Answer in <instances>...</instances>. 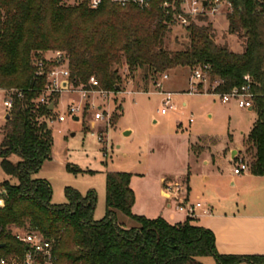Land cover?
<instances>
[{
	"label": "trees",
	"instance_id": "16d2710c",
	"mask_svg": "<svg viewBox=\"0 0 264 264\" xmlns=\"http://www.w3.org/2000/svg\"><path fill=\"white\" fill-rule=\"evenodd\" d=\"M162 2L154 0L142 11L108 2L94 10L88 0L75 6L63 0H0V90L24 94L23 100L13 94L0 142L3 169L19 179L18 185H0V258L24 251L13 231L25 229L54 241L55 264H201L198 259L205 257L213 258L214 264H264V256L220 254L214 233L193 225L191 219L172 225L162 217L134 214L130 173H107V212L101 221L94 220V191L83 197L68 188V203L57 206L52 204L51 184L33 179L53 148L52 131L43 121L53 111L34 103L53 66L45 61L49 51L66 55L70 83L85 90L117 93L124 64L130 72L144 69L154 85L167 71L202 68L211 80L208 94L230 93L249 76L257 121L246 146L253 158L252 173L264 175V0H230L228 32L245 40L242 53L217 41L209 18L187 28L189 43L183 49L170 50ZM40 61H45L44 76H37ZM92 78L97 86L90 84ZM14 154L20 157L16 166L9 161ZM117 212L138 226L124 228Z\"/></svg>",
	"mask_w": 264,
	"mask_h": 264
},
{
	"label": "rangeland",
	"instance_id": "374dc122",
	"mask_svg": "<svg viewBox=\"0 0 264 264\" xmlns=\"http://www.w3.org/2000/svg\"><path fill=\"white\" fill-rule=\"evenodd\" d=\"M81 1L63 0V3L75 6ZM229 13L226 7L220 15L211 16L209 21L214 26L217 41L229 45L233 51L235 47L244 46L245 40L229 34ZM169 30L166 46L170 50H181L189 43L185 28L170 26ZM53 53L46 52L45 56L51 58ZM165 74L169 79H163ZM165 74L158 78L157 82L162 84V88H158L145 78L144 69L130 72L124 64L120 72V92H108L106 95L92 92L87 100H83L79 92L81 88H74V92H63L59 98L55 97L56 108L47 118L53 122L43 120L53 134L52 155L33 175V179L51 184L53 205L68 203V188L78 191L83 197L94 191L97 196L94 220L101 221L107 212V173L126 172L133 176V189L138 197L134 212L143 216L151 208L158 211L165 208L166 200L159 195L162 177L180 176V181L191 177L195 188H200L203 175L216 170V160L221 159L219 167L225 171L234 170L236 165L231 164L232 153L237 145L242 144V133H246L253 124L256 111L247 113V110L239 109L235 101L225 105L213 95L189 94L187 91H191L192 85L197 92H206L211 84L209 79L205 83L193 79L192 69L178 68ZM8 92L2 90L0 93V142L8 120L4 115L10 112L4 106ZM164 92L173 93L176 107L167 115L161 114ZM184 102L187 106H183ZM72 106L80 107L81 113L60 122L59 117H66ZM98 107L102 109L104 120H95ZM231 108H235L232 115L229 114ZM77 117L79 121L75 120ZM191 118L193 123L190 124ZM189 147L193 151L190 159ZM245 160L252 162V155L244 152L242 161ZM9 161L16 166L20 157L14 154ZM205 162L210 163L207 165ZM142 174L145 176H140ZM6 181L12 185L19 184L16 175L5 172L0 158V185ZM117 219L126 229L138 226L121 212H117ZM198 261L214 264L211 257Z\"/></svg>",
	"mask_w": 264,
	"mask_h": 264
},
{
	"label": "built area",
	"instance_id": "2783aa9c",
	"mask_svg": "<svg viewBox=\"0 0 264 264\" xmlns=\"http://www.w3.org/2000/svg\"><path fill=\"white\" fill-rule=\"evenodd\" d=\"M111 3L119 8L134 7L142 11L149 10L154 0H88V5L91 9H98L104 3ZM206 2V5H204ZM229 9V12L233 11L232 3L230 0H163L160 5L163 11V23L170 26H179L187 30L192 24H200L202 18H210L211 16L220 15L224 8ZM45 61L53 63L50 71L46 73V85L42 90L40 96L34 101L37 106L50 107L54 104L56 108L57 101L54 99L57 95L63 92H74L75 88L70 83V69L66 55L61 51L53 53L51 58L45 56ZM45 61L38 62L37 76L45 75ZM169 76L165 74L164 80H167ZM200 83L208 81V74L204 72L202 68L194 69V78ZM246 84L241 88H235L230 93L225 94H210L218 97L225 105L235 101L237 106L242 110H250L254 107L255 94L252 93L251 86L252 80L249 76L245 77ZM90 84L97 86L94 78L90 80ZM156 86L162 88V84L157 82ZM77 91V90H76ZM208 91V90H207ZM203 92V93H207ZM17 91H9L8 97L4 100V106L11 111L13 107V94ZM82 99L87 100L90 93H98L100 95H106L108 92L102 90H85L80 89ZM18 98L23 100V92H17ZM197 92L194 85L191 87L190 94H203ZM208 94V93H207ZM95 108V105L93 106ZM176 110L173 103V93L164 92V99L161 109L162 115H167L169 112ZM78 113H81L80 107H70L69 114L67 116H60L59 121H66L68 116L76 117ZM95 120H104L101 107H98L95 113ZM47 119V118H46ZM47 122H53V119H47ZM190 123H193L191 118ZM99 139L102 141L103 136L100 134ZM249 171V165L245 162H241L234 170L235 175H242ZM182 185L175 184L173 186H167L164 191V197L167 200H175L176 211L185 214L187 219L192 221L200 219L204 216L212 215V207L203 202H189L181 197ZM185 191V189H184ZM3 203V201H0ZM3 205V204H1ZM13 236L22 246L24 251L20 254H13L7 257L0 258V264H55L57 257L55 254L54 241L46 238L38 230H25L15 229Z\"/></svg>",
	"mask_w": 264,
	"mask_h": 264
},
{
	"label": "crops",
	"instance_id": "0c3cea01",
	"mask_svg": "<svg viewBox=\"0 0 264 264\" xmlns=\"http://www.w3.org/2000/svg\"><path fill=\"white\" fill-rule=\"evenodd\" d=\"M235 48L234 52H243V46ZM239 48L240 51H237ZM187 92L190 94V89ZM200 95L210 94L203 93ZM183 106H187V103L184 102ZM234 109H229V114L232 115ZM252 112H254L253 109L247 110V113ZM4 118H7L6 113ZM256 121L257 117L248 131L242 133V144L237 145L236 150L232 153L231 164H235L236 167L238 166L237 163L243 160L244 152L249 154L247 152L246 141ZM188 151V159H190L193 155L192 147H189ZM220 160L214 162V165L217 166L216 170L203 175L202 186L200 188H195L191 177L183 178L182 181H180V176L162 177L160 179L161 188L159 195L166 200L165 208L160 211L151 208L149 211H145L143 216L149 219L162 217L172 225L185 222L187 219L185 214L176 211L175 204L177 202L175 200H167L163 195L167 186L179 184L183 188L181 195L183 199L192 203L203 202L212 207L211 216L201 217L192 221V224L209 229L214 233L216 248L220 254L264 256V175L252 173L250 160L242 161L249 165V171L239 176L234 174L236 167H234V170L230 169L229 172L219 167ZM205 163L209 165L210 162ZM140 176L145 175L142 174ZM131 187L133 189V176ZM134 192L136 195L135 208L138 203V197L135 190ZM173 205H175V208ZM134 208L133 213L135 214Z\"/></svg>",
	"mask_w": 264,
	"mask_h": 264
},
{
	"label": "water",
	"instance_id": "95a60500",
	"mask_svg": "<svg viewBox=\"0 0 264 264\" xmlns=\"http://www.w3.org/2000/svg\"><path fill=\"white\" fill-rule=\"evenodd\" d=\"M204 5H206V2H204ZM116 91L117 92H120L121 91V87L120 86H117ZM49 110L50 111H53L54 110V104H51V106L49 107ZM7 119H10V115H7ZM75 120L76 121H79V118L77 117V118H75Z\"/></svg>",
	"mask_w": 264,
	"mask_h": 264
}]
</instances>
